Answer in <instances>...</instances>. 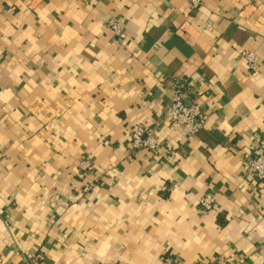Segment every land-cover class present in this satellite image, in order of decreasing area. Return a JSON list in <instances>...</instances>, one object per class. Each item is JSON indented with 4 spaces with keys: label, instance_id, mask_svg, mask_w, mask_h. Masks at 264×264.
I'll use <instances>...</instances> for the list:
<instances>
[{
    "label": "crops",
    "instance_id": "crops-1",
    "mask_svg": "<svg viewBox=\"0 0 264 264\" xmlns=\"http://www.w3.org/2000/svg\"><path fill=\"white\" fill-rule=\"evenodd\" d=\"M182 79L192 135L166 116ZM158 122L166 156L133 150ZM260 141L264 0H0V264H264Z\"/></svg>",
    "mask_w": 264,
    "mask_h": 264
},
{
    "label": "built area",
    "instance_id": "built-area-1",
    "mask_svg": "<svg viewBox=\"0 0 264 264\" xmlns=\"http://www.w3.org/2000/svg\"><path fill=\"white\" fill-rule=\"evenodd\" d=\"M202 0H190L191 7H197ZM109 29L119 38L125 39L126 32L119 23V20L112 18L108 21ZM243 56L249 61L250 68L257 69V56L253 51L244 50ZM172 99L166 108V116L174 125V127L182 129L189 135L197 133L207 122L208 115L203 111L199 101H189L185 98V94L190 90V84L187 80H176L172 83ZM161 123L154 126L136 124L132 126L130 139L131 148L133 150L145 149L149 150L155 156H166L163 151L161 141L159 139V130ZM80 169L89 171L93 169V162L90 157L83 156L79 161ZM247 177L256 181L264 180V142H258L253 149L252 156L248 163ZM94 184H86L76 188L78 194L88 193ZM215 195L213 193L205 194L200 200V213L207 214L215 207ZM166 264H173V260L169 256H163ZM217 264H227L224 258H219Z\"/></svg>",
    "mask_w": 264,
    "mask_h": 264
}]
</instances>
